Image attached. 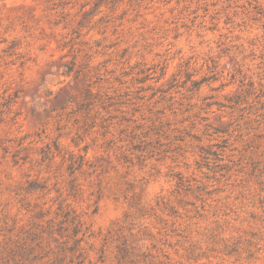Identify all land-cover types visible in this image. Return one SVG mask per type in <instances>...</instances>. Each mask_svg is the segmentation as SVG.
Listing matches in <instances>:
<instances>
[{"label":"rangeland","instance_id":"1","mask_svg":"<svg viewBox=\"0 0 264 264\" xmlns=\"http://www.w3.org/2000/svg\"><path fill=\"white\" fill-rule=\"evenodd\" d=\"M0 264H264V0H0Z\"/></svg>","mask_w":264,"mask_h":264}]
</instances>
